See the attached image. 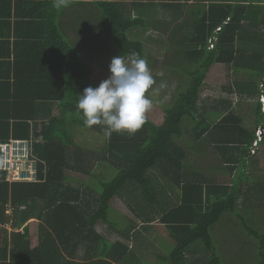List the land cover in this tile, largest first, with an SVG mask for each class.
<instances>
[{
    "label": "trees",
    "instance_id": "16d2710c",
    "mask_svg": "<svg viewBox=\"0 0 264 264\" xmlns=\"http://www.w3.org/2000/svg\"><path fill=\"white\" fill-rule=\"evenodd\" d=\"M46 4L51 6L49 2ZM94 5L103 23L111 29L113 57L138 52L146 59L144 43L130 38L128 32L146 28L147 22L141 17L126 16L110 1L98 0ZM45 25V36L42 35L27 53L15 56V82L13 86L7 83L10 89L0 99V142L41 137L42 143L34 150L42 161L38 170L43 181L8 183L0 171V224L10 222L13 227L20 228L26 220L35 217L39 220L38 233L46 237L47 245L54 250H58V246L71 252L79 246L92 250L94 245L103 243L100 252L111 259L110 264H130L126 245L109 244L96 231V226L104 224L120 233L108 217L109 212H115L112 202L120 199L138 221L147 225L158 219L165 227L174 246L168 255L157 254L159 264H225L217 254L210 230L228 215L225 222L230 217L242 220L243 231L251 237L244 245L254 248L258 264H264V234H260L256 226L245 224L246 216L256 211L251 208L249 192L253 193L254 201L262 202V184L241 190L247 180L242 169L245 161L241 159L236 168L237 176L230 184L200 183L188 178L182 174L187 154L177 142L184 135L182 124L185 120L191 121L184 130L194 141L200 140L208 129L210 135L221 127H232L237 134L227 144L241 147L240 154L248 155L255 131L241 127L233 113H225L215 123L211 119L209 122L199 120L201 114L196 113L201 86L214 64L244 69L250 80L236 82L238 89L235 91L246 96L258 93V84L264 74V5L261 0H251L247 5L212 4L207 17L195 27L192 41L180 45L174 52L175 63L161 64L164 73L174 72L171 77L181 80L178 85L182 84L183 76L188 80L185 87L176 88L171 106L162 107V122L157 124L146 117V123L135 134L113 133L111 139L104 137L101 126L87 127L76 108L77 96L87 87L95 88L89 77V66L78 49L58 32L54 15L47 14ZM217 28L220 31L215 33L216 44L208 49V38ZM88 41L85 45L90 43ZM241 42L250 43L251 47L242 48ZM170 44L164 42L168 53H172ZM91 45L94 44L91 42ZM153 77L157 85H165V79ZM156 90L154 85L149 92L157 94ZM46 104H55L58 114L39 124L36 121L39 111ZM260 111L258 104L255 118L264 121ZM72 126L91 130L103 136L104 142L94 151L84 150L77 145L79 140L75 139ZM95 164L102 170L91 172ZM171 170L172 178H168ZM114 171L116 173L110 176ZM71 172L85 175L87 180L79 181L70 175ZM161 175L170 183L169 187L178 192L175 202L168 196V193H175L160 186L158 177ZM74 181L78 186L71 185ZM134 191H139L142 200L130 196ZM165 196L168 201L164 203L159 197L165 199ZM150 210H154L153 215ZM130 228L122 234L124 239L129 237ZM196 242L200 243L206 259L203 255L199 259L191 256L195 257L193 245Z\"/></svg>",
    "mask_w": 264,
    "mask_h": 264
},
{
    "label": "crops",
    "instance_id": "0c3cea01",
    "mask_svg": "<svg viewBox=\"0 0 264 264\" xmlns=\"http://www.w3.org/2000/svg\"><path fill=\"white\" fill-rule=\"evenodd\" d=\"M98 0H65V3L61 7H56L57 0H0V99L4 97L9 91L7 83L12 84L15 82V70L16 64L15 56H21L20 53L24 54L32 47L34 43H38L41 40V36L46 34L45 18L47 14L54 15L56 17V26L58 32L63 34L64 29H67L69 33L73 32L78 37H82L81 31L78 30L79 25L70 21L71 16L75 20L79 18V14L71 15V10L86 11L84 14H89L93 17V12L99 15V11L95 7L94 3ZM110 1L116 4L120 11L124 12L125 15H130L132 18L141 17L147 22V27L144 29H138L140 34L134 38L141 40V35L145 32H150L154 35L165 34L167 40L172 45V53L170 55V61L175 57V51L178 50L175 43L177 37L179 43L178 46L187 44L188 41H192V37L195 34V27L200 24V21L207 17L209 7L212 4H238L247 5L251 0H102ZM257 1V0H252ZM51 3L47 5L46 3ZM54 3V4H53ZM136 4L135 8L133 5ZM261 4L264 5V0H261ZM67 13L69 17L64 14ZM101 16V15H100ZM90 17V18H91ZM64 19L67 21L65 22ZM73 21V20H72ZM71 22V23H70ZM103 23V21L101 20ZM105 23V22H104ZM70 26L74 29L72 30ZM128 32L134 34L136 31ZM130 37V36H129ZM151 45L158 47V41L160 37L154 38L152 36ZM143 42V41H142ZM144 43V42H143ZM242 48L248 49L251 47L250 43L241 42ZM250 45V46H249ZM164 49V48H162ZM208 50V49H207ZM165 54V53H164ZM166 54L169 55L166 51ZM15 60V61H14ZM229 66L225 64H214L209 68L211 71L205 77L204 84L201 86L199 100L197 103V113L201 114L198 119H205L209 122L210 119L215 123L221 119V116L225 113H233L235 117L240 121V126L250 131H256V129H264V121L261 118H255V109L260 105V112L264 115V109H261L262 105L258 101L260 92V83L258 84V93L251 97L257 99V102H252L248 105L246 114L248 117L244 119L243 113L239 112L240 100L239 98L246 99L248 95H241L235 90H229L226 86V82L230 79L239 82L235 76H228L223 72L225 78L223 84L219 77L220 70L230 71L227 69ZM240 81H249L250 78L246 73L240 74ZM183 78H185L183 76ZM184 82V79H183ZM225 82V84H224ZM13 89V87L11 88ZM251 100V99H249ZM238 105V106H237ZM1 113V112H0ZM195 114V116H196ZM250 126H248L247 120L250 117ZM191 124V121H189ZM189 124H187L189 126ZM191 127V126H190ZM250 128V129H249ZM210 132V129L207 130ZM202 135L200 140L194 141L192 138L190 146L186 145V148L182 147L186 151V159L183 163L184 169L182 174L188 176L191 179H197L200 183H223L225 185L230 184L232 179L237 176V167L239 166L240 159L244 160L245 163L242 167L246 174L248 184L246 187L249 188L254 184H262V196H264V169L256 174V165H264V134L262 141L259 144V148L262 146L263 155L261 158L257 157L260 155L258 149L257 155L254 156H242L240 154L241 147L236 145L227 144V142L234 138L237 131L232 127H221L216 133L208 135V133ZM2 143V142H0ZM229 143V142H228ZM248 154V153H247ZM214 157V160L210 163L207 162L208 157ZM231 167H234L233 170ZM262 172V173H261ZM244 182V183H245ZM244 184H242L243 186ZM245 186V185H244ZM251 197V208L256 210L248 217L249 220L257 217L258 210L264 211V200L262 202L254 201V195L249 192ZM173 201L177 199V195H171ZM163 202H167V196L164 198L159 197ZM175 199V200H174ZM138 202L137 204H139ZM140 205V204H139ZM24 206H22L23 209ZM10 212V211H9ZM150 215H153L154 210H150ZM234 218V217H232ZM232 218L226 220L227 223H232ZM17 221H15L16 223ZM140 223V221H138ZM154 222H158V219L151 222L150 224H142L144 231L152 230L151 225ZM160 224V223H159ZM38 218L31 217L23 223L22 227H13L12 224H0V264H110L111 259L105 258L101 255L99 250L94 248L87 250L83 246H79L74 252L69 249L65 250L58 246V250H54L50 244L47 245L46 237L38 233ZM164 227L162 224H160ZM149 226V227H146ZM131 229V228H130ZM165 229V227H164ZM166 231V229H165ZM26 232V233H25ZM17 233L20 236H17ZM22 239H19V238ZM131 237L125 238L126 245L130 241ZM132 240V239H131ZM107 243L111 244V240L104 239ZM96 246H98L96 244ZM127 246V245H126ZM129 246V245H128ZM127 246V247H128ZM143 245H138L139 248ZM72 247L73 244H72ZM102 247V248H101ZM103 250V243H100L97 247ZM145 249V248H143ZM129 250V263L138 264L141 262L142 257L146 254L141 252H133L132 247H128ZM146 250V249H145ZM139 255V259L137 258ZM157 256V255H156Z\"/></svg>",
    "mask_w": 264,
    "mask_h": 264
},
{
    "label": "rangeland",
    "instance_id": "374dc122",
    "mask_svg": "<svg viewBox=\"0 0 264 264\" xmlns=\"http://www.w3.org/2000/svg\"><path fill=\"white\" fill-rule=\"evenodd\" d=\"M83 12L86 11H76V9L71 10V15H77L79 14V18L76 20L74 18L71 19L70 22L73 24L76 22L79 27L78 30L81 31L82 37H78L75 33L69 31L67 29H64L63 26V34L66 38V40L73 45L75 48L78 49L79 53L81 54L82 60L89 66L90 72H89V77L93 81L95 88L99 86V84L106 80L110 73H109V64L111 59L113 58V42L111 41L112 38V33L110 27L106 23L101 22V16L96 15L93 12V17L90 16L89 14H84ZM68 16L67 13L64 14V16ZM91 17V18H90ZM73 20V21H72ZM65 22H67L64 19ZM70 28L74 30L71 26ZM145 32L141 35V40L144 42L145 46V54H146V60L148 61V66L151 69L152 75L157 76L158 78H162L166 80L165 86L161 88L159 84H155V89L157 88L156 92L157 94H150L148 93L149 98L152 99L153 101V108L147 113L146 117H148L151 121H154L157 124H160L163 119V113H162V107L165 105L167 107L171 106V104L174 101L175 95H176V88L181 89L186 86V83L188 82L187 77L185 76L184 82L181 83V80L179 81L178 78L176 77H171L172 75H175L174 72H165L164 70L161 69V64L163 62L167 63H172V60L170 61V55L166 54V50L162 49L164 48V43L163 41L167 40V35L165 34H160V35H154L150 32ZM140 31H136V33L129 35L130 38H136ZM139 33V34H138ZM152 36L156 38L157 36L161 38L160 41H158L157 45L158 47L156 48L155 46L151 45V38ZM129 38V37H128ZM129 38V39H130ZM86 40L90 41L89 44H86ZM133 40V39H131ZM136 40V39H135ZM88 41V42H89ZM91 42L94 45H91ZM103 42V43H102ZM175 43L178 46V39L177 37L175 38ZM91 45V46H90ZM97 45L98 47H95ZM168 49L169 45H165ZM183 47V46H182ZM179 50V49H178ZM176 49V51H178ZM183 49H180L182 51ZM165 53V54H164ZM174 62V61H173ZM194 68V66H192ZM227 69H231L230 71H223L224 69L221 68L220 70V82L223 84V80L225 78V74H227L229 77L230 76H235V78H238L239 82L241 80V75L245 73L244 69H236V68H231L228 67ZM180 70V69H178ZM177 71V69H176ZM211 71L209 70V73ZM174 73V74H173ZM248 76V75H247ZM249 77V76H248ZM182 78V77H181ZM250 78V77H249ZM183 80V78H182ZM243 82H246L245 80ZM236 81L230 79L226 82V86L229 90H237L238 87L235 84ZM225 84V82H224ZM157 86V87H156ZM183 90V89H182ZM180 91V90H178ZM251 99V100H249ZM240 100V108L238 109L239 112L242 111L244 119L248 117L246 114L248 105L252 102H257V99H253L251 96L247 97L246 99L239 98ZM259 101V99H258ZM262 105V104H261ZM238 106V105H237ZM261 109H264V106L262 105ZM58 114V109L55 104H46L43 105L42 110L39 111V115L37 117V120L39 124L43 121L49 120L51 116H56ZM70 118V117H69ZM253 117L251 116L248 122V126H250V120H252ZM43 120V121H42ZM182 124L183 126V131L184 135L181 139L177 140L179 145L181 147L186 148L187 146H190L192 137L189 135V133H185V126L189 124L188 120H185ZM262 121V120H261ZM73 127V126H72ZM71 127V130L74 131V137L76 140H79V143L77 145L81 146L82 149L88 150L90 149L91 151L96 150V148L100 147V145L104 142V137L100 136L98 134H95L91 130H85L83 128H78V127ZM185 129V130H184ZM250 129V128H249ZM73 133V132H72ZM260 155L257 157L261 158L262 160V155H263V148L262 146L259 148ZM90 153V152H89ZM258 153V151H257ZM257 155V154H256ZM91 157V155H89ZM214 160V157H208L207 162L210 163L211 161ZM164 168L166 165L162 163ZM256 174H259V171H263L264 165L257 164L256 165ZM98 170V171H97ZM98 164H95L92 167V171H101ZM156 171V170H155ZM162 171V170H161ZM264 172V171H263ZM116 173V171L112 172L110 176H113ZM157 175H160L159 172H157ZM172 170L170 173H168V178H172ZM262 173V172H261ZM70 175L72 177L78 178L79 181H85L87 180V176L85 175H78L75 172H71ZM158 181L160 182V186L163 188H168L169 190L173 191L175 193V196L178 195V192L174 191L173 187H169L170 183H168L167 179L163 175L158 177ZM71 185L74 187L78 186V183L76 181L72 182ZM245 185V186H244ZM244 185L242 186L241 190L245 191L246 187L248 184L245 182ZM165 190V189H164ZM174 196V194H172ZM130 196H133L134 200H142L141 195L139 194V191L134 193H131ZM168 196L172 198V196L168 193ZM139 198V199H138ZM173 199V198H172ZM175 200V199H174ZM240 203V201H239ZM112 206L115 209V212H109L108 217H110L109 222L113 224V226L117 229L120 230V233H117L113 231L108 225H102L101 227L96 226V231L99 233L100 237L106 240H111L112 243L119 242V243H125V239L123 237V233L125 230H129V237H131L130 241L126 243L128 247H132L133 252L136 254V252H141L142 254L147 255L145 257H142L141 262L139 261L138 264H159V260L157 259L158 255H168L169 252L172 250L174 243L172 240L169 239L167 232L165 231L164 227H162L159 222H154L151 225L152 230L150 231H144L142 228V222H138L137 219H135L134 215L129 211L126 203H124L120 199H116L112 202ZM24 208V207H23ZM259 214L258 216L254 219L252 218L249 220L251 217L246 216L245 224L248 223V225H251V227L256 226L257 230L259 231L260 234H264V211L263 210H258ZM226 217L228 215L223 216L220 221L211 228L210 232L214 240V245L217 247V254L220 258L223 259V262L225 264H258L259 262L257 261L256 257V252L255 249H251L249 246L246 247L244 244L247 242L251 241V237H249L243 230V222L240 219H235L232 218V223L229 224L225 222ZM149 227V226H146ZM259 227L260 230L258 229ZM262 229V230H261ZM138 245H143L140 246L141 248L138 247ZM194 251H195V257L191 255L193 258H201L203 255L206 259L205 254H203L200 250V243L196 242L194 243ZM95 250L100 249L97 248L96 245L93 246ZM145 248V249H143ZM137 258L139 259V255H137ZM249 259H254V260H249Z\"/></svg>",
    "mask_w": 264,
    "mask_h": 264
},
{
    "label": "clouds",
    "instance_id": "9594fccd",
    "mask_svg": "<svg viewBox=\"0 0 264 264\" xmlns=\"http://www.w3.org/2000/svg\"><path fill=\"white\" fill-rule=\"evenodd\" d=\"M64 3L57 0L56 7ZM109 73L98 87H87L77 96L78 114L87 127L101 126L106 139L113 133L133 135L146 123V115L153 108L147 94L156 80L148 61L138 52L113 57Z\"/></svg>",
    "mask_w": 264,
    "mask_h": 264
},
{
    "label": "built area",
    "instance_id": "2783aa9c",
    "mask_svg": "<svg viewBox=\"0 0 264 264\" xmlns=\"http://www.w3.org/2000/svg\"><path fill=\"white\" fill-rule=\"evenodd\" d=\"M220 31L217 28L214 35L208 38V49H213L217 37L215 33ZM259 102L264 106V74L260 83ZM264 134L263 128L255 131V139L248 149V155H256L259 144ZM42 143V138L29 136L27 139H10L0 143V171L4 173L8 183H38L43 181L39 178L38 165L42 163L35 153V146ZM43 176L46 168L42 169ZM44 178V177H43Z\"/></svg>",
    "mask_w": 264,
    "mask_h": 264
}]
</instances>
